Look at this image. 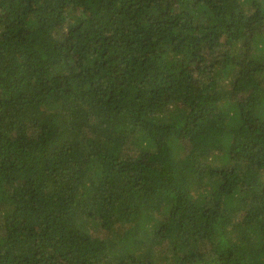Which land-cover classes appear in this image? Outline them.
Returning <instances> with one entry per match:
<instances>
[{
  "label": "trees",
  "instance_id": "trees-1",
  "mask_svg": "<svg viewBox=\"0 0 264 264\" xmlns=\"http://www.w3.org/2000/svg\"><path fill=\"white\" fill-rule=\"evenodd\" d=\"M0 264H264V0H0Z\"/></svg>",
  "mask_w": 264,
  "mask_h": 264
}]
</instances>
